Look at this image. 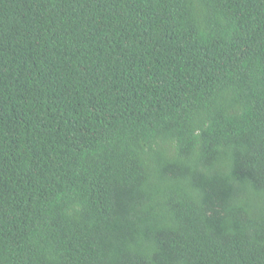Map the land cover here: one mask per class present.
I'll return each mask as SVG.
<instances>
[{
    "label": "trees",
    "instance_id": "1",
    "mask_svg": "<svg viewBox=\"0 0 264 264\" xmlns=\"http://www.w3.org/2000/svg\"><path fill=\"white\" fill-rule=\"evenodd\" d=\"M0 264H264V0H0Z\"/></svg>",
    "mask_w": 264,
    "mask_h": 264
}]
</instances>
